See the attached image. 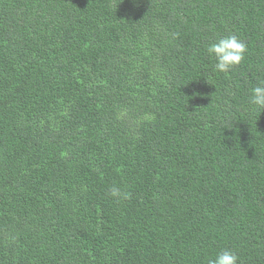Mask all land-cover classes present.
<instances>
[{"label":"trees","instance_id":"1","mask_svg":"<svg viewBox=\"0 0 264 264\" xmlns=\"http://www.w3.org/2000/svg\"><path fill=\"white\" fill-rule=\"evenodd\" d=\"M262 81L264 0H0V264H264Z\"/></svg>","mask_w":264,"mask_h":264},{"label":"clouds","instance_id":"2","mask_svg":"<svg viewBox=\"0 0 264 264\" xmlns=\"http://www.w3.org/2000/svg\"><path fill=\"white\" fill-rule=\"evenodd\" d=\"M206 51L214 60L213 71L228 73L244 61L247 45L238 36L229 34L209 45ZM248 102L255 110L264 109V81L251 90ZM109 195L112 198H125L127 194L113 186L109 190ZM238 260L239 257L234 251L225 249L218 252L208 264H238Z\"/></svg>","mask_w":264,"mask_h":264}]
</instances>
